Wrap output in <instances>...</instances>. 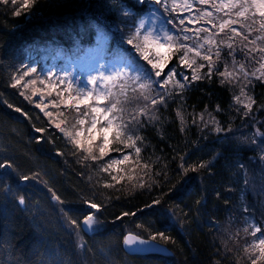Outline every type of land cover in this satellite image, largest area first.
Wrapping results in <instances>:
<instances>
[{
    "label": "trees",
    "instance_id": "16d2710c",
    "mask_svg": "<svg viewBox=\"0 0 264 264\" xmlns=\"http://www.w3.org/2000/svg\"><path fill=\"white\" fill-rule=\"evenodd\" d=\"M17 8L0 0V159L13 161L17 168L0 169V264H47L55 252L70 258L72 264H237V255L243 253L226 252L225 243L227 248H235L237 241L243 244V232L236 240L230 238L232 234L246 223H264L263 197L253 193L255 181L261 175L264 179L260 159L264 136L254 135L257 130L264 132V83L256 82L250 92L256 103L248 116L233 99L240 94L239 87L222 85V77L215 75L211 81H194L183 99L179 95L166 98L167 106H159V121L140 129L144 140L138 142L142 148L139 166L129 161L113 180L115 168L113 173L103 172L100 164L129 153L135 160L133 150L113 144L111 148L122 151H110L100 162L81 160L80 152L54 127L53 120L37 108L32 89L12 84L29 67L40 73L43 65L56 61L62 65V59L80 55L109 30L128 38L138 18L149 11L148 5L136 0L37 2L30 10H20L19 16L14 14ZM125 13L132 14L125 19ZM111 48L118 50L114 44ZM237 59L243 57L237 55ZM169 67L191 76V70L178 66L175 57ZM33 77L24 76L21 85ZM181 105L183 125L177 116ZM202 113L204 121L211 113L230 131L216 132L211 124L205 127ZM37 128L46 131L37 132ZM208 161L207 168L191 170ZM181 165L189 171L185 173ZM35 173H39L36 179H20V174ZM108 183L114 186L104 187ZM49 189L63 203L54 201ZM14 194L25 195L26 208ZM156 200L158 204L153 203ZM88 201L100 205V210L90 208ZM65 212L78 222L95 213L99 227L93 233L75 230ZM123 212L136 215L125 217ZM73 231L84 245L81 253ZM157 233L168 239H160ZM129 234L165 246L172 256L128 255L123 242Z\"/></svg>",
    "mask_w": 264,
    "mask_h": 264
},
{
    "label": "snow or ice",
    "instance_id": "6c2138e0",
    "mask_svg": "<svg viewBox=\"0 0 264 264\" xmlns=\"http://www.w3.org/2000/svg\"><path fill=\"white\" fill-rule=\"evenodd\" d=\"M3 2L16 4L17 0H3ZM36 3L37 0H23L19 8L14 10V14L19 16L21 8L30 10ZM154 3L163 7L165 12L174 13L173 19L176 17L179 19L177 24H173V28L177 29L178 34L176 35L162 29L163 38L161 39V36L152 30L141 33L140 28H137L128 39L127 42L140 53L142 59L151 65V73L126 76L117 71L111 75H101L99 78L90 77L88 81L92 85L90 89L74 87L71 81H67L60 90H57L59 84L51 82L45 84L43 80L39 83L44 87L36 88L37 79H30L21 85L24 76H30L36 71L35 68H29L22 75L14 77L12 87L31 88V95L35 96L40 93L41 100H43L45 89L48 90V96H52L55 92L56 99H52L50 103L54 108L63 106L69 115L66 116L62 111L59 116L63 119L58 122L54 120L53 123L67 137L74 149L80 152L81 160L100 162L104 161L110 151H122L120 147L111 148L113 144L123 145L124 148L134 151L135 160H132L131 153H129L121 159H109L101 163L100 170L103 172H109L113 168L122 172L123 168L120 166L127 165L129 161L139 166L142 148L138 142L142 144L144 140V137L139 135L140 129L146 123L159 121L160 117L157 115L159 106L166 107V98L171 99L174 95H179L180 99H183V93L194 81H211L212 76L215 75L222 77L220 80L222 85L238 86L240 94L234 95L233 99L235 104L240 105L244 110L242 113L244 116H248L253 111V105L256 103L250 94L256 82L264 83V0H154ZM168 23H172V20ZM140 27H143V21ZM237 55L242 56L243 59L238 60ZM174 57L178 61V66L183 65L191 70V76L183 75L177 71L176 67H169ZM227 57H231V60L229 61ZM221 64L223 71L220 70ZM205 67L207 71L202 72L201 70ZM153 73L160 79H153ZM98 79L99 85H97ZM156 85L162 91L157 92L154 87ZM20 94L31 102V97L24 92ZM37 107H41V104H37ZM15 110L21 112L20 108ZM41 110L44 111V108L41 107ZM182 110L183 105L177 111V116L183 125ZM217 111H221L219 106H217ZM237 111L239 112L240 108H237ZM44 114L50 118L53 116L51 111H45ZM23 115L28 114L25 112ZM208 117L209 119L204 121V114L200 115V120L204 122L205 127L211 124L214 125L211 130L216 132L230 131V129L223 128L211 113H208ZM195 122L194 119L193 123ZM36 131L46 130L37 128ZM254 135L264 136V132L257 130ZM97 140L100 141L98 144ZM252 143H255V140ZM260 159L264 160V154ZM210 163L211 161L200 162L192 166L191 170L207 168ZM143 167L147 168L148 164H144ZM241 167L243 168V165ZM181 168L185 173L189 171L183 165ZM0 169L17 171L16 165L9 159H0ZM38 176L39 173L31 177L20 174V179L27 181L36 179ZM123 178V176L120 177V179ZM112 179L117 178L113 176ZM128 179L131 180L132 177L129 176ZM244 182L246 185L249 183L247 173H245ZM113 186L110 183L104 185L106 188ZM139 186L144 187L145 185L140 184ZM133 187L136 185L134 184ZM5 191L11 192V189L5 188ZM49 191L52 192L54 200L63 203L60 196L51 189ZM14 196L18 204L26 208L25 195L14 194ZM88 203L90 208L100 210V205L97 203L91 201ZM153 203L158 204L159 200ZM145 207H151V205ZM244 211L248 212L249 209L245 207ZM122 215L134 216L136 213L123 212ZM64 216L75 230H80L82 227L93 230V226L99 222L95 213L86 215L82 222L73 219L67 212ZM241 232L245 237L243 244L237 241L235 248H227L225 243V251L243 253L242 256L237 255V264L240 259L245 260V264H264V223L260 225L246 223L245 227L233 233L230 238L236 240ZM157 235L160 239H168L164 233H157ZM247 237H251V240ZM136 239V237H125L124 243L128 245ZM152 239L155 240L156 236ZM139 242L148 243L145 240ZM77 247L83 248L84 245L78 243ZM47 264H72V261L70 258L62 257L59 252H55L50 255ZM216 264L220 262L217 261Z\"/></svg>",
    "mask_w": 264,
    "mask_h": 264
},
{
    "label": "rangeland",
    "instance_id": "374dc122",
    "mask_svg": "<svg viewBox=\"0 0 264 264\" xmlns=\"http://www.w3.org/2000/svg\"><path fill=\"white\" fill-rule=\"evenodd\" d=\"M60 1L63 0H37V2L48 3H56ZM136 1L140 4L146 3L149 7V11L141 18H138L136 27L128 38H125L122 33V37H119L115 29L109 30L106 34H99L97 40L93 44L84 47L83 52L80 55L75 53L71 58L62 59V65L58 64L56 61L47 67L43 65L40 73L38 71L32 73L31 75L34 76L33 79H37V84L35 87L43 88L44 86L39 83V81L43 80L45 81V84L49 82L52 84H59V88L57 90H60L65 86L67 81H71L74 87L90 89L92 88V85L88 82L90 77L99 78L101 75L107 76L114 74L117 71L125 74L126 76H136L137 74L144 75L145 73H151V65L143 60L140 56V53L137 52L136 49L127 41L137 28H140L141 33L152 30L155 34L160 35L161 39L163 38L162 29L169 31L173 35H176L178 34L177 29L173 28V24L178 23L179 17L173 19L175 14L165 12L163 7L154 3V0H142V2L141 0ZM22 2L23 0H17V3L14 5L19 8ZM20 10L25 11L22 8ZM131 14L132 13H128L125 19H127V17ZM185 15L187 14L185 13ZM169 20H172V23H168ZM141 21H143V27H140ZM112 44L118 47L117 51L116 49L111 48ZM152 78L155 80L160 79L155 77L154 73L152 74ZM60 81H64V83H60ZM99 83L100 81L98 79L97 85H99ZM154 87L157 92L162 91L158 85ZM47 91L48 90L45 89L43 100H41L40 93H37V95L33 96V98L36 101V106L37 104H41V107L44 108V111H42L41 107H37L41 112L44 113L45 111H51L53 113L51 119L58 122L61 118L59 113L62 111L67 113L68 111L65 110L63 106L60 108H54L50 101L52 99H56V94L53 92L52 96H48ZM99 142V140L96 141L97 144ZM121 166L123 167L124 165ZM113 170L114 168L110 169L109 171L113 173ZM115 172V177H118L120 171H117L115 168ZM253 193L256 195L261 194L264 200V179L262 178V175L258 180L255 181ZM262 204L264 206V203ZM98 227L99 222L93 226V230H88L87 228L83 227L82 229L88 233H93L98 229ZM70 231L72 230L70 229ZM72 233L74 234L76 246L78 243L83 244L78 237V233L75 231ZM83 249L84 247H77V250H79L80 253L83 252Z\"/></svg>",
    "mask_w": 264,
    "mask_h": 264
},
{
    "label": "water",
    "instance_id": "95a60500",
    "mask_svg": "<svg viewBox=\"0 0 264 264\" xmlns=\"http://www.w3.org/2000/svg\"><path fill=\"white\" fill-rule=\"evenodd\" d=\"M126 237H136V236L129 234ZM136 238L137 239L133 243L128 245H126L123 242V248L128 255L130 256L158 255L164 257L172 256V253L165 246L150 240H145L148 243L141 244L139 241L143 239L139 237Z\"/></svg>",
    "mask_w": 264,
    "mask_h": 264
}]
</instances>
